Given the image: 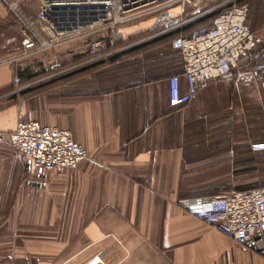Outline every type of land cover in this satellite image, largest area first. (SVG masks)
Returning <instances> with one entry per match:
<instances>
[{"label": "crops", "instance_id": "0c3cea01", "mask_svg": "<svg viewBox=\"0 0 264 264\" xmlns=\"http://www.w3.org/2000/svg\"><path fill=\"white\" fill-rule=\"evenodd\" d=\"M219 1L192 0L164 17L104 32L105 48L118 46L99 67L63 69L56 75L72 76L21 103L0 96V130L15 129L20 118L37 120L70 130L88 153L77 169L43 176L44 188L30 183L28 163L0 145V264H264L257 251L168 199L172 192L219 194L204 191L225 181L264 186V151L251 148L264 142V44L234 79L211 81L190 103L169 105L168 79L182 76L183 60L170 46L173 36L156 40L180 33ZM258 1L248 24L264 39ZM97 39L78 41L72 51L91 49ZM68 52L59 53L63 61ZM14 77L13 69L0 68V91Z\"/></svg>", "mask_w": 264, "mask_h": 264}, {"label": "built area", "instance_id": "2783aa9c", "mask_svg": "<svg viewBox=\"0 0 264 264\" xmlns=\"http://www.w3.org/2000/svg\"><path fill=\"white\" fill-rule=\"evenodd\" d=\"M21 21V51L0 66L14 64L36 54L54 51L69 42L91 41V54L105 49L101 35L109 30L150 16H164L176 5L192 0H1ZM25 6V9L23 8ZM212 22L188 35L174 37L170 46L183 60V74L168 79L172 108L190 103L197 92L214 80H232L243 72L250 54L264 44L248 24L250 4L223 0ZM183 27V26H181ZM103 53L96 59L107 58ZM264 59V50L262 51ZM58 63V57H55ZM7 64V65H8ZM258 69H264L260 65ZM182 77L185 86H182ZM19 81L14 77V84ZM0 145H8L16 158L30 166L33 181L42 187V177L75 170L88 159L86 148L70 130L20 118L15 129L0 130ZM264 151V142L251 145ZM169 201L188 215L230 238L237 246L257 251L264 257V186L232 189L213 196L180 197L172 192Z\"/></svg>", "mask_w": 264, "mask_h": 264}, {"label": "rangeland", "instance_id": "374dc122", "mask_svg": "<svg viewBox=\"0 0 264 264\" xmlns=\"http://www.w3.org/2000/svg\"><path fill=\"white\" fill-rule=\"evenodd\" d=\"M244 1L252 6H255L259 2L258 0H244ZM23 8L25 9V6H23ZM150 18H154V17L151 16L145 19H150ZM21 26L22 24L17 14L12 12L8 8V6L3 1L0 0V61L8 60L12 56L19 54V52L21 51L22 49L21 48L22 38L20 35ZM77 44L78 43L76 41L69 42L62 47H58L54 51L36 54L21 61H18L17 63L14 64L9 65L7 63L8 65L7 64L1 65L0 68L5 67L8 69H13L17 73V77L19 81L16 84H13V86H11L8 90L4 92H0V96L5 97L6 99L16 98V102L21 103L23 102L26 96L36 95L37 93H39V91L37 90L40 89L41 85L45 82L44 80L46 78H49L51 76H54V79L58 78L59 76H57L56 74L61 72L63 68L64 70L65 69L70 70L75 66V64L78 63L76 57H80V56L87 57V55H91L89 49L82 50L79 54L78 53L79 51L76 48L74 50L78 54L76 52H73L72 49L75 46H77ZM66 49L70 50V52L68 53L72 57H70V59L68 60L65 59L63 61L62 55H59V53H61L63 50ZM101 50L104 49L101 48ZM75 53L77 55L73 56ZM67 55L68 54H65V56ZM55 57H58V63H56ZM21 74H23V76H21ZM71 76H67L66 78ZM3 102H9V100H4ZM224 173H227V171H225ZM226 178L227 176L226 177L224 176V179ZM242 182L244 181L238 182L237 185H234L232 188H237V186L242 187L243 185ZM226 183L229 182L225 181L224 183L225 186L223 185L216 188L208 187L207 190H205L204 192L209 193L215 190L218 192H224L223 189L227 187ZM226 189L228 190V188ZM4 210L1 211L2 216H4V213L7 214L9 212L8 208L6 209L7 211L4 212Z\"/></svg>", "mask_w": 264, "mask_h": 264}, {"label": "trees", "instance_id": "16d2710c", "mask_svg": "<svg viewBox=\"0 0 264 264\" xmlns=\"http://www.w3.org/2000/svg\"><path fill=\"white\" fill-rule=\"evenodd\" d=\"M221 1H223V0H220L219 2H221ZM219 2H218V3H219ZM218 3H217V4H218ZM238 4H249V3L245 2L244 0H238ZM220 13H221V11L215 10V11H213V12L207 14L206 16L200 18L199 20H197V21H195V22H191V23L186 24V25L184 26L183 30H182L180 33H178V34H171V33H169V34H166V35H164L163 37L157 39L156 41H161V40H163V39H166V38H168V37H172V36H173V37H177V36H181V35H188V34H190L193 30H195V29H197V28H200V27H203V26H207V25H209V24L212 22V20H213L216 16H218ZM153 32H154V30L148 31L147 33H145V35H147V34H152ZM147 45H149V44H146V45H144V46H147ZM117 46H118V45H115V46L111 47V46L108 45L104 50L101 51L100 54H91V55H87V57H86V56L76 57V60L78 61V63L75 64V66L82 65V66H81V69L78 70V71H81V72L88 71V70H90L91 68L99 67L100 65H102V64L105 63L106 61H105V58L96 59V57L99 56V55H101V54H103V53H106V52L108 53V52L113 51L114 49L117 48ZM74 61H75V59H74ZM75 66H74V67H75ZM63 69H64V68H63ZM63 69H62V70H63ZM71 69H72V68H71ZM72 74H73V71H70V72H68V73L65 75V77H64V76H60V77H58V78H56V79H54V78H53V79H49V80L45 81V82L41 85L40 89L37 90V91L40 92L42 88H44V87H46V86H48V85L54 84V83L60 81L62 78H66L67 76H71ZM21 76H23V74H21ZM9 88H10V87H9ZM9 88H6V89H4V90H1L0 92H4V91L8 90ZM36 88H38V87H36ZM232 187H233V186H227L226 188H228V190H227L226 188H224V189H223L224 192H221V193H219V194L225 193V192H227V191H229V190H232V189L245 190V189H252V188H255V187H249V186H244V187H243V186H242V187H238V186H237V188H232ZM259 187H260V186H259ZM219 194L201 195V196H213V195H219Z\"/></svg>", "mask_w": 264, "mask_h": 264}, {"label": "water", "instance_id": "95a60500", "mask_svg": "<svg viewBox=\"0 0 264 264\" xmlns=\"http://www.w3.org/2000/svg\"><path fill=\"white\" fill-rule=\"evenodd\" d=\"M162 17H164V16H162ZM30 183L33 184V185H36L35 181H31Z\"/></svg>", "mask_w": 264, "mask_h": 264}, {"label": "bare ground", "instance_id": "6f19581e", "mask_svg": "<svg viewBox=\"0 0 264 264\" xmlns=\"http://www.w3.org/2000/svg\"><path fill=\"white\" fill-rule=\"evenodd\" d=\"M96 263H98V264H99V263H101V260H100V259H98V260H97V262H95L94 264H96Z\"/></svg>", "mask_w": 264, "mask_h": 264}]
</instances>
